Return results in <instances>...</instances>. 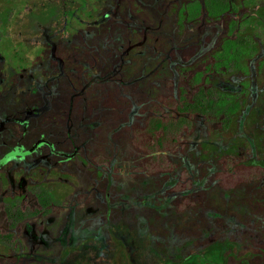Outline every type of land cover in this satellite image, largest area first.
Wrapping results in <instances>:
<instances>
[{"label":"rangeland","instance_id":"rangeland-1","mask_svg":"<svg viewBox=\"0 0 264 264\" xmlns=\"http://www.w3.org/2000/svg\"><path fill=\"white\" fill-rule=\"evenodd\" d=\"M171 1L135 0L154 26L125 0H9L8 24H0V229L10 233L0 235L8 248L0 264H207L196 255L237 264L264 256V175L229 189L213 178L220 154L264 160V68L256 71L264 30L229 132L231 94L240 95L239 75L225 70L234 57L200 62L220 27L178 32ZM103 14L115 17L97 22ZM179 86L205 115L169 152L173 171L132 176L140 154L129 144L131 126L157 92ZM45 96L46 111L31 115ZM96 152L109 164L95 162ZM182 169L191 187L177 192ZM182 196L193 204L179 211Z\"/></svg>","mask_w":264,"mask_h":264},{"label":"trees","instance_id":"trees-1","mask_svg":"<svg viewBox=\"0 0 264 264\" xmlns=\"http://www.w3.org/2000/svg\"><path fill=\"white\" fill-rule=\"evenodd\" d=\"M8 2L9 0H0V18L2 17L0 24L4 21L8 24V20L6 21L3 14L8 8ZM125 2H127L129 9L137 13L143 21L151 22L154 26L158 25V21H154L150 19V16H147L148 14H144L146 12L145 7H140L135 0H125ZM170 6L175 25L180 33L186 31L187 24L195 26L196 30L199 29L202 23H216L220 27L217 45L209 48L199 61L202 62L204 59L210 58L211 62H216L218 56L223 52L234 57V63L230 69H225L227 72L236 73L240 77V95L231 94L235 96L232 99L233 106L223 127V129L230 132L235 125L239 107L245 102L250 74L249 60L260 49L259 30H264V2L260 3L258 0H179L177 2L172 0ZM107 17L108 19H114L115 16L103 14L97 18V22H102ZM66 23H68V20H66ZM6 24H4V28ZM1 27L3 28V26ZM77 31L81 37H84L82 30ZM198 38V35H196V42ZM1 39L0 36V41ZM190 45L188 44V50L182 49L183 57H186V59L191 57ZM134 46L135 42L127 41L125 48ZM11 48L15 49L12 46ZM13 54L18 55L17 50H14ZM207 67L210 69L209 65ZM263 68L264 55L258 58L256 71L260 72ZM207 69L204 70L205 73L208 72ZM211 71L215 70L211 69ZM178 78L184 80L179 75ZM206 79L208 80L207 76ZM167 84L170 85L172 82L167 80ZM48 102L49 97L45 96L42 105L40 104V109L31 110V115L45 112ZM199 115H205L200 100L194 95L188 96L182 86H179L176 92H157L155 98L146 105L144 114L131 126L129 144L136 153L140 154V158L131 167L129 173L132 176L137 174L154 176L173 171L176 168V163L169 157V152L176 150L184 137L193 133L195 121ZM28 116L29 114L24 117ZM92 158L103 166L109 164L110 160L108 156L99 152L94 153ZM255 161L257 160L246 159L233 153L218 155L216 158L217 168L213 173L216 185L223 189H229L256 181L264 175V167L262 163ZM62 174L65 173L62 172ZM171 187L172 190L177 192L190 188L189 173L184 169L180 170L176 182ZM54 192L57 191L54 189ZM192 204L193 201L188 196H182L177 202L176 208L183 211L187 205ZM9 233L8 230L0 229L1 236L5 237ZM7 251L8 248L0 244V252L5 253ZM196 256L200 263L211 264L200 255ZM179 263L181 261L177 263L167 260L155 262V264ZM237 264H264V256L262 259L253 258L251 261Z\"/></svg>","mask_w":264,"mask_h":264},{"label":"water","instance_id":"water-1","mask_svg":"<svg viewBox=\"0 0 264 264\" xmlns=\"http://www.w3.org/2000/svg\"><path fill=\"white\" fill-rule=\"evenodd\" d=\"M33 146H34V145H33ZM33 146H31L29 149L24 150V151H15V150L8 151L6 154H24V153L29 152V151L33 148ZM6 154H5V155H6Z\"/></svg>","mask_w":264,"mask_h":264},{"label":"flooded vegetation","instance_id":"flooded-vegetation-1","mask_svg":"<svg viewBox=\"0 0 264 264\" xmlns=\"http://www.w3.org/2000/svg\"><path fill=\"white\" fill-rule=\"evenodd\" d=\"M255 162H260V160H257ZM260 163H262V166L264 167V160H263V162H260Z\"/></svg>","mask_w":264,"mask_h":264}]
</instances>
